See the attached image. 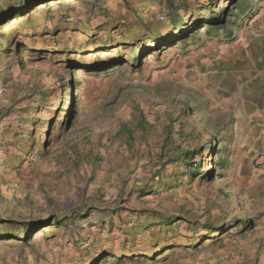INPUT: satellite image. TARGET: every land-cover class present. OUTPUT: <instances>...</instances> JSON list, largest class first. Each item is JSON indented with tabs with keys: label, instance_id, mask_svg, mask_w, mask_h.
Returning a JSON list of instances; mask_svg holds the SVG:
<instances>
[{
	"label": "rangeland",
	"instance_id": "rangeland-1",
	"mask_svg": "<svg viewBox=\"0 0 264 264\" xmlns=\"http://www.w3.org/2000/svg\"><path fill=\"white\" fill-rule=\"evenodd\" d=\"M223 9L224 28L155 47ZM0 12V264H264V177L226 158L205 80L225 32L264 31V0Z\"/></svg>",
	"mask_w": 264,
	"mask_h": 264
},
{
	"label": "crops",
	"instance_id": "crops-1",
	"mask_svg": "<svg viewBox=\"0 0 264 264\" xmlns=\"http://www.w3.org/2000/svg\"><path fill=\"white\" fill-rule=\"evenodd\" d=\"M226 34L228 45L206 65V116L227 118L226 158L244 160L247 168L258 164V176L264 177V31Z\"/></svg>",
	"mask_w": 264,
	"mask_h": 264
},
{
	"label": "trees",
	"instance_id": "trees-1",
	"mask_svg": "<svg viewBox=\"0 0 264 264\" xmlns=\"http://www.w3.org/2000/svg\"><path fill=\"white\" fill-rule=\"evenodd\" d=\"M236 3V2H235ZM244 5L242 4H239V9L243 10ZM12 9V8H11ZM227 11V13H226ZM19 11L16 10L12 15H10L9 17H7L5 19V23L8 22L9 20H11L12 18H17V16L19 15L18 14ZM217 14H215L214 17H209V18H203V19H199L195 22H193L192 25H188V24H185V22H179L177 24L180 25L181 27V34H180V37L179 38H170V35H165V37H162V39H159V41L157 40L156 41V46L158 49H164L166 47H169L171 43H173V41L175 42H178L180 41L181 39H186L188 36H190V34L194 31H197L200 27H203L204 25H208V28L206 30V34L209 35L211 34L213 31H214V27H217V28H224L225 27V16L226 14L229 13V10L227 9H223L221 12H216ZM240 13V11L238 12ZM2 12H0V18L2 16ZM236 15V14H235ZM235 21L232 20V23H234ZM186 27H185V26ZM227 33V32H225ZM154 49H152L151 51H153ZM132 58H134L135 61H138V58L136 56H133ZM70 117V114L69 116ZM199 164L195 163L194 166L197 168Z\"/></svg>",
	"mask_w": 264,
	"mask_h": 264
},
{
	"label": "bare ground",
	"instance_id": "bare-ground-1",
	"mask_svg": "<svg viewBox=\"0 0 264 264\" xmlns=\"http://www.w3.org/2000/svg\"><path fill=\"white\" fill-rule=\"evenodd\" d=\"M16 20V19H13V21Z\"/></svg>",
	"mask_w": 264,
	"mask_h": 264
},
{
	"label": "built area",
	"instance_id": "built-area-1",
	"mask_svg": "<svg viewBox=\"0 0 264 264\" xmlns=\"http://www.w3.org/2000/svg\"><path fill=\"white\" fill-rule=\"evenodd\" d=\"M262 153H264V152H262Z\"/></svg>",
	"mask_w": 264,
	"mask_h": 264
}]
</instances>
